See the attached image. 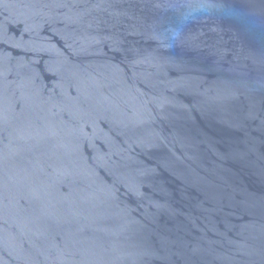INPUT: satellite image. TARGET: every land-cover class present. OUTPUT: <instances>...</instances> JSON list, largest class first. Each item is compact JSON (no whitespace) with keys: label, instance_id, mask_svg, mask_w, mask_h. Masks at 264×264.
Here are the masks:
<instances>
[{"label":"water","instance_id":"1","mask_svg":"<svg viewBox=\"0 0 264 264\" xmlns=\"http://www.w3.org/2000/svg\"><path fill=\"white\" fill-rule=\"evenodd\" d=\"M0 264H264V0H0Z\"/></svg>","mask_w":264,"mask_h":264}]
</instances>
